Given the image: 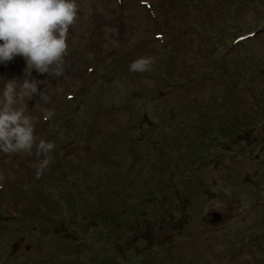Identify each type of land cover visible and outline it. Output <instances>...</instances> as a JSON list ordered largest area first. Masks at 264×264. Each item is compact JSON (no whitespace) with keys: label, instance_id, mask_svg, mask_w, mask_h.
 Wrapping results in <instances>:
<instances>
[{"label":"rangeland","instance_id":"374dc122","mask_svg":"<svg viewBox=\"0 0 264 264\" xmlns=\"http://www.w3.org/2000/svg\"><path fill=\"white\" fill-rule=\"evenodd\" d=\"M77 4L63 75L0 65L56 145L0 153V264H264V0Z\"/></svg>","mask_w":264,"mask_h":264},{"label":"clouds","instance_id":"9594fccd","mask_svg":"<svg viewBox=\"0 0 264 264\" xmlns=\"http://www.w3.org/2000/svg\"><path fill=\"white\" fill-rule=\"evenodd\" d=\"M78 14L77 0H0V65L23 57L27 77L37 74L63 75L67 34ZM130 70H136L133 64ZM25 78L4 80L0 89V153L42 157L33 167L39 177L51 163L56 145L38 139L36 117L29 114L28 102L42 99L41 81ZM51 113H49V116Z\"/></svg>","mask_w":264,"mask_h":264},{"label":"water","instance_id":"95a60500","mask_svg":"<svg viewBox=\"0 0 264 264\" xmlns=\"http://www.w3.org/2000/svg\"><path fill=\"white\" fill-rule=\"evenodd\" d=\"M213 218H214V220L218 221L219 220V215L215 213V214H213Z\"/></svg>","mask_w":264,"mask_h":264}]
</instances>
